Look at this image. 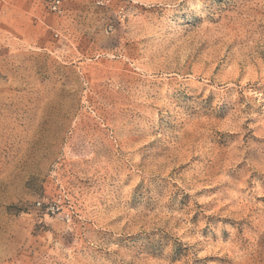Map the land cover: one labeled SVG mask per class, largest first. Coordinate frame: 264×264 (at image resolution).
<instances>
[{
	"label": "rangeland",
	"instance_id": "374dc122",
	"mask_svg": "<svg viewBox=\"0 0 264 264\" xmlns=\"http://www.w3.org/2000/svg\"><path fill=\"white\" fill-rule=\"evenodd\" d=\"M0 264H264V0H0Z\"/></svg>",
	"mask_w": 264,
	"mask_h": 264
},
{
	"label": "built area",
	"instance_id": "2783aa9c",
	"mask_svg": "<svg viewBox=\"0 0 264 264\" xmlns=\"http://www.w3.org/2000/svg\"><path fill=\"white\" fill-rule=\"evenodd\" d=\"M110 0H96L98 5H103L104 3H109ZM65 0H45V5L47 10L55 15H61L64 11ZM38 205H40L38 203Z\"/></svg>",
	"mask_w": 264,
	"mask_h": 264
}]
</instances>
